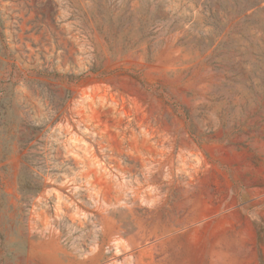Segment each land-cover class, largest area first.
Instances as JSON below:
<instances>
[{
    "label": "rangeland",
    "instance_id": "374dc122",
    "mask_svg": "<svg viewBox=\"0 0 264 264\" xmlns=\"http://www.w3.org/2000/svg\"><path fill=\"white\" fill-rule=\"evenodd\" d=\"M0 264H264V0H0Z\"/></svg>",
    "mask_w": 264,
    "mask_h": 264
},
{
    "label": "crops",
    "instance_id": "0c3cea01",
    "mask_svg": "<svg viewBox=\"0 0 264 264\" xmlns=\"http://www.w3.org/2000/svg\"><path fill=\"white\" fill-rule=\"evenodd\" d=\"M166 260H167V258H166V256H165V262H166Z\"/></svg>",
    "mask_w": 264,
    "mask_h": 264
}]
</instances>
